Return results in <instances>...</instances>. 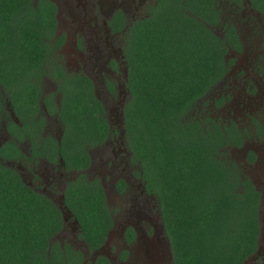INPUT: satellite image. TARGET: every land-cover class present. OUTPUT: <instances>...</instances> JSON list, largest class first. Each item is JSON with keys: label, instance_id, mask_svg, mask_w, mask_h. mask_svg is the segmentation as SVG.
Listing matches in <instances>:
<instances>
[{"label": "trees", "instance_id": "obj_1", "mask_svg": "<svg viewBox=\"0 0 264 264\" xmlns=\"http://www.w3.org/2000/svg\"><path fill=\"white\" fill-rule=\"evenodd\" d=\"M251 1L264 11V0ZM215 2L156 0L132 23L124 45L125 137L147 190L156 194L173 264H243L259 249V193L229 157L232 130L189 115L226 69L224 40L207 26ZM117 21L120 29L123 18ZM55 25L49 0H0V117L4 92L13 111L32 122V93L52 52ZM56 73L62 96L54 107L63 135L50 141L52 154L81 170L90 164L88 149L106 138L108 121L86 76L66 77L61 67ZM16 150L13 141L0 146V264H82L78 249L52 240L63 228L60 209L3 162ZM83 178L65 190V205L93 250L104 243L112 219L101 187ZM94 264L111 263L100 256Z\"/></svg>", "mask_w": 264, "mask_h": 264}, {"label": "flooded vegetation", "instance_id": "obj_2", "mask_svg": "<svg viewBox=\"0 0 264 264\" xmlns=\"http://www.w3.org/2000/svg\"><path fill=\"white\" fill-rule=\"evenodd\" d=\"M49 1L55 5L56 25L51 39L52 52L43 63L44 72L40 75L38 90L34 87L32 93L31 100L36 105L30 107L32 116L29 118L32 122L27 125L28 117L21 118L13 111L7 95L3 92L4 109L16 124L14 133H11L6 126L8 116L6 112L1 113L0 128L4 127L7 133V139L3 143L13 141V145L17 147L15 156L3 162L12 166L27 186L50 199L60 211L61 208L69 211L65 205V190L82 175L83 180L94 182L101 187L110 210L112 225L100 247L90 251L86 247V251L94 255L88 264H94L100 256L107 258L111 264H148L149 256L156 264H173L169 240L159 208L156 207V194L147 190L142 179L140 162L133 155L125 137L123 117V106L130 95L125 86L126 36L132 23L147 16L156 0ZM214 7L215 17L212 18L211 12H208L207 18L211 19V22L207 26L224 40L226 69L217 83L199 101L205 100L213 88L226 82L227 74L230 73L234 75V83L238 82L236 79L240 77L237 92L232 91L231 87L223 92L218 91L216 97L210 101L209 110L214 114L225 107L234 110L231 107L234 105L233 100L239 98L243 105H239L238 109L248 111L247 108H251L254 103L257 104V109L252 107V110H256V114L262 113L261 118H253L251 123L256 134L252 137H256V141L255 138L249 139L246 132L239 129L232 120L228 119L226 125L210 117L222 127L226 126L232 130L227 138V148L232 147L234 152H239V156L235 159V154L229 153V157L235 161L242 176L249 178L259 193L258 214L261 231L258 248H261L264 245V219L261 220V217H264V142L257 143V139L264 135V11L257 7V2L253 3L251 0H216ZM119 13L122 16H118ZM119 17L123 18L124 23L117 29ZM257 25L263 26V29L257 28ZM218 28L220 33H217ZM227 52H231L234 57L228 59ZM240 53L249 59L247 74H243L235 63L236 56ZM63 54L66 61H63ZM230 63L233 66H230ZM59 67L66 77L79 75L90 80L93 93L104 107L108 121L109 132L106 138L92 146L94 152L88 149L90 164L81 170L67 167L59 154H52L50 145L52 140L59 143L63 135V125L55 111V107L60 106L62 96L57 85V82H62V78L56 77V69ZM31 78L37 85V79L33 76ZM45 79L52 84L50 90L44 88ZM252 81L256 84L246 87L247 83ZM254 92H257V100L253 97ZM230 99L233 100L228 103ZM260 104L263 105L262 109L259 108ZM54 126L60 128L56 136L51 132ZM234 128L239 131V135L235 134ZM26 142L28 153L23 150ZM240 166L244 168L243 171ZM24 174L30 176L28 181L23 179ZM65 174L69 176L66 177ZM39 183H42V188L35 187V184ZM49 190H57L58 196L54 197L53 192ZM113 201L116 207L111 205ZM67 225L72 228L68 236L74 242L79 240L78 223L70 211L68 218L63 219L62 230L55 236L63 232ZM110 237L119 243L120 251L116 262L104 254ZM59 243L63 245L62 241ZM66 243L78 249L83 256L82 264H87L86 251ZM258 252L255 254L256 261L261 264L264 261V252L259 249Z\"/></svg>", "mask_w": 264, "mask_h": 264}, {"label": "rangeland", "instance_id": "obj_3", "mask_svg": "<svg viewBox=\"0 0 264 264\" xmlns=\"http://www.w3.org/2000/svg\"><path fill=\"white\" fill-rule=\"evenodd\" d=\"M128 4H129V10H131L130 3H128ZM128 4H127V6H128ZM135 5H136V3H135ZM260 26L261 25H257V28H259ZM260 29L262 30L263 29V26L260 27ZM217 33H220V29L219 28L217 29ZM226 55H227V58L228 59L234 57L231 52H227ZM65 58L66 57L63 54V59H64L63 61H66ZM248 62H249V59L247 57H245L243 55V53H240V54H238L236 56V62L235 63H236L237 66L240 67L239 69L242 70V73L243 74H247V72H248ZM230 64H231L230 66H233L232 63H230ZM239 78L240 77H238L236 79V81H238V82L234 83L233 82L234 75L233 74L231 75L230 73H228L227 74V80H226V82H224L222 84H219L218 86H216L215 88H213L211 90V92L209 93L208 97L205 100L198 101V103L195 106V108L189 112V115L191 117H196L197 115H199V116H206V117H214L215 119L219 120V122H223L226 125H227L228 119H230V120H232L233 122L236 123V125H237V127H239V129H241V130L243 129L244 132H246V134H247V136H248L249 139L252 140L253 138H255L254 141H256V137H252L253 135L255 136L256 134H255V130H253V128L251 126V123H252V119L253 118L257 120L256 117H258V118H261L262 117V113L261 112H257V114H256V110H252V107L257 109V104H254L253 103V106H251V108H247L248 111H245L244 112V111H242V110H240V109L237 108V107H239V105H243L242 100L239 99V98H237V99H234V100L233 99H230L228 101V103H230L233 100L234 105L231 106V107H233L234 110H232L231 108L229 109V108L225 107V108H222L221 111L216 112L214 114L208 108V106L210 104V101L212 100V98H214V96L216 97V93L218 91L223 92V91L227 90L228 87H231L232 88V91L237 92V86L239 85V80H240ZM43 84H44V88L45 89H49V88L51 89V87H52V84L48 83L46 79L43 81ZM250 84L255 85L256 83H254L252 81L249 84L247 83L246 87H248ZM242 85H243V83H242ZM229 91H230V89H229ZM210 97H211V99H210ZM253 97H255V100H257V92H254L253 93ZM245 107H250V106H245ZM259 108L262 109L263 108V105L260 104L259 105ZM205 109H207L208 111H204ZM59 129H60L59 127L54 126L53 129L51 130V132L54 133V135L56 136V133L59 131ZM6 134L7 133L5 132L4 127H1L0 128V144H2L4 141H6V139H7ZM251 140H248V141L249 142H252ZM258 142H264V135L262 137H260L259 139H257V143ZM26 145H28L27 142L23 145V150L26 153H28L29 152V147L27 148ZM92 148L93 147H91L90 149H92ZM227 150L229 151V153L235 154V156H234L235 159H236V157L239 156V154H238L239 152H234V150H233L232 147H230V148L228 147ZM92 152H94V149H92ZM6 165H8V164H6ZM10 167H12V166H10ZM240 168L243 171L244 168L242 166H240ZM23 176H24L23 179L25 181H28L29 178H30V176H28L27 174H24ZM65 176L67 177L69 175H66L65 174ZM90 178H92V177H90ZM35 183H36V181H35ZM49 185L55 187L52 184H49ZM35 187L42 188L43 185H42V183H39V185H36L35 184ZM49 191L53 192V196L54 197H57L58 196L57 195V193H58L57 190H49ZM111 205L114 206V207L117 206L116 203H115V201L111 202ZM156 207L159 208L158 207V204L156 205ZM158 211H160V209ZM263 211L261 212V215L263 214ZM262 219H264L263 216L261 217V220ZM71 230H72V228L69 225H67L66 229L63 232H61L58 236H55L53 238V242H60V241H62L63 244H65L66 242H69L72 245H74L75 247H79V249H81L82 251H86L87 245L85 246L86 243L84 241H81V238H79V240H77V241L74 242V241H72L73 239L68 236V233H71ZM262 231H263V234H264L263 224H262ZM118 245H119V243H117L114 240V238L110 237V239L108 241V245H107V247H105V251H104V254L107 255V256H109L111 259H114V262H116V257L118 255V252L120 251ZM263 248H264V245H263ZM87 249H88V247H87ZM260 251H263L264 252V249H262V246H261ZM86 253H87V257H86L87 260L86 261H87V264H88V262H90V259H92L94 257V255H92L90 252H87V251H86ZM147 261H148V264H156V261L155 260H152L150 258V256L147 258ZM257 263H259V262H257L256 259H255L254 261H251L249 264H257Z\"/></svg>", "mask_w": 264, "mask_h": 264}, {"label": "water", "instance_id": "obj_4", "mask_svg": "<svg viewBox=\"0 0 264 264\" xmlns=\"http://www.w3.org/2000/svg\"><path fill=\"white\" fill-rule=\"evenodd\" d=\"M61 213H62V216H63V219H67L68 218V215H69V211L68 210H65V209H62L61 208ZM261 248H259V250H260ZM262 249H264L263 247H262ZM257 252H258V250H257ZM256 252V253H257ZM259 253V252H258ZM257 258V256L256 255H253L252 257H250L248 260H245L244 262H243V264H249L251 261H254L255 259ZM261 264H264V261L261 263Z\"/></svg>", "mask_w": 264, "mask_h": 264}]
</instances>
